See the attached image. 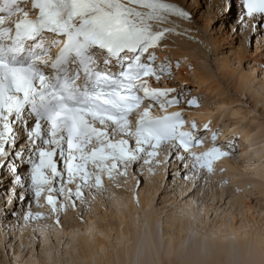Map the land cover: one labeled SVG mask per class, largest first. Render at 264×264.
<instances>
[{"label":"snow or ice","instance_id":"1","mask_svg":"<svg viewBox=\"0 0 264 264\" xmlns=\"http://www.w3.org/2000/svg\"><path fill=\"white\" fill-rule=\"evenodd\" d=\"M238 2L241 26L256 32L264 0ZM232 6L224 0L222 9ZM192 20L177 0H0V170L7 167L14 184L40 207L43 197L56 224L78 201L106 195L105 176L116 181L133 165L151 171L174 156L193 179L205 173L207 183L215 163L235 151L232 141L226 148L215 144L221 132L209 121L203 130L214 146L197 153L205 136L197 135L195 120L183 112L152 114L154 105L167 112L189 95L153 81L173 78L171 58L160 61L158 52L170 35L196 40L191 32L199 30L180 23ZM187 103L201 107L199 97ZM25 159L30 169L22 175L17 160ZM45 217L29 205L24 220Z\"/></svg>","mask_w":264,"mask_h":264},{"label":"rangeland","instance_id":"2","mask_svg":"<svg viewBox=\"0 0 264 264\" xmlns=\"http://www.w3.org/2000/svg\"><path fill=\"white\" fill-rule=\"evenodd\" d=\"M186 1V8L188 10L191 8L189 11L193 14V27L199 30L197 31L198 35L203 36L209 45L208 47H204L205 44L200 46V43L188 40L181 35L169 36V40L172 41V44H175L173 45L176 47L174 49L181 48L176 51V55L171 52L167 53L172 60L174 76L171 79L164 78L163 86L159 84V87L175 88L177 92L184 91L189 93L180 104L181 107L185 103L187 105L186 109L182 111L184 115L191 121L189 115L195 114L193 120L197 122L199 129H203V125L210 121L212 128L214 126L213 131L219 130L221 132L215 144L226 148L228 142L232 141L234 142L235 151L232 155L224 157L215 163V172L207 175V183H205L203 178L205 173L202 172L193 179L192 173L178 164L174 156L171 162L152 165L151 171H149L148 165L143 167L133 165L129 168L127 176H120L116 181H110L105 176V186L108 188V192L122 193L128 200L132 198L130 203L134 206H139L141 200L139 197L143 195L149 201L153 200L146 211V208H141V210L143 209L147 214L150 213L156 220L154 225L156 228L154 229L153 227V230L159 241L158 243L160 244L161 242L159 247L163 246L160 252L161 255L164 250V242L162 244V241H168L170 235L179 234L178 230L176 232L175 227V231L172 230L171 219L173 217L178 218L177 220L181 219V217V220L187 219L185 214L177 210L183 204H190L191 199L194 200V203L196 201L195 204H192L191 209L195 214L199 211L198 213L201 216L197 219L199 220L198 222L195 219L196 222L191 220L193 224L190 223L192 225L195 224V227L199 226L200 230L202 229L201 231L203 232L200 234L203 237L196 235L197 238L193 232H189L191 235L188 234L186 236V242L183 241V246L176 251V254L174 253L175 255H171V257L174 256L172 258L175 264H179L189 254L191 249L194 250L196 248L192 246L196 240L203 239L206 241L208 239V237L206 239V236H209V229L211 230L215 226L219 227L223 221L226 225L230 224L244 231L249 230L252 232L256 230L259 233L262 231L261 234L264 235V23L261 22L256 32H253L251 27H242L238 19L240 7L238 0H232L233 6L230 11L222 9L224 0ZM193 10H197V14H194ZM188 41L197 46L192 48L193 46H189ZM162 53L166 54L164 51ZM177 60L180 61L179 69L175 68ZM199 75L204 82L199 79ZM174 96H176V93L170 94L169 98ZM192 97L200 98L201 107H190L188 105L187 102ZM202 134L205 136L204 144L213 147L211 133H204V130H202ZM247 135L252 137H247ZM209 143L210 145H208ZM167 154V147H165L161 151L159 159L165 161ZM262 154L263 156H260ZM233 162L238 167L235 166V169L231 168L230 170L227 167V163ZM17 164L20 173L27 175V168L29 169L30 166L26 165V159L24 163H20L17 160ZM0 175L3 176L4 180V183L0 185V264H15L17 261L22 264L17 259V256L25 255L26 249L23 248L19 236L21 235L20 229L25 222L24 215L29 211V205H31L33 212H35V208L39 207L40 209L42 208V213L46 214L44 219L37 220L39 224L42 222L53 223L52 225L59 229L76 221L81 225L84 223L88 224L86 222L88 221L87 212L98 210L97 197L93 199L89 195L86 203L81 204L78 201L76 207H69V209L62 212L61 223L58 225L55 222L56 214L51 212V205H48L43 197L41 198V204L44 207H40L36 204L31 192L25 194L22 189L14 184L7 167L0 170ZM130 175L134 182H132V185H127L123 179ZM150 178H152L154 184L148 186ZM138 181L139 184H137ZM117 184H119V187H117ZM153 187L158 188L156 193ZM17 192L21 196L26 195L27 199L17 200L14 195ZM107 196L108 193L103 197L107 198ZM137 197L139 202H137ZM238 199L244 200L243 205L240 202L242 200L237 202ZM201 204H205L207 209L209 208L207 210L210 213H208V216H205L203 211L200 213ZM98 211H100L99 216L105 213L104 208ZM143 214L141 213L138 216L143 218ZM35 221L33 219L25 222V228L23 227L25 231L23 232L21 229V232L24 233H22L23 236L28 235V238L27 236L25 237L28 240H33L35 233L39 230L37 228L42 226ZM108 222L113 224L111 219H108ZM245 224L249 226H245ZM32 225H35L34 230L31 231L29 229L30 231H28V228L32 227ZM150 231L147 225L142 226L140 240L138 239L136 245L134 243V246L138 248V253L134 255V259L129 264H138L137 261L145 256L144 242L146 235H149ZM45 233L49 234L50 231ZM163 233H169L167 237L165 236L166 239ZM205 233H208V235ZM111 234L112 243L116 244L114 240L116 230L112 231ZM199 237L201 238L199 239ZM34 239L35 243L37 241L41 244L40 237ZM101 239L104 240L102 237ZM52 240L49 237V245H53ZM203 240L202 242L199 241L202 248L199 251L205 257L208 255L211 257V250L209 252L208 247H206L207 250L204 248L205 242ZM104 241L108 243L107 240ZM90 243L93 242L91 241ZM140 246L143 247L141 248ZM192 247L195 248L193 249ZM199 251L198 253L201 254ZM208 252L209 254L206 255ZM239 253L236 250L235 252L232 251V254L227 253L226 255L231 259L229 260L226 257L225 259L229 261H224L225 264H236L237 261V264H239V258L240 261L242 258ZM159 263L157 262V264Z\"/></svg>","mask_w":264,"mask_h":264},{"label":"bare ground","instance_id":"3","mask_svg":"<svg viewBox=\"0 0 264 264\" xmlns=\"http://www.w3.org/2000/svg\"><path fill=\"white\" fill-rule=\"evenodd\" d=\"M177 2H179L181 5L187 7V1L186 0H177ZM189 10H191V8H189ZM193 11H194L193 12L194 14L195 13L197 14V12H198L197 10H193ZM196 35L199 38H201V41L203 42V43H200V46L205 44L204 47H208L209 43L205 40V38L201 35L199 36L197 34V31H196ZM170 37H171V35H170ZM178 38L181 39L180 37H178ZM183 41H184V39H183ZM167 44H168V47L165 50H163L166 53L171 52L174 55H176V51H178L181 48V47H179V49L175 50L174 48H176V47L173 46L175 44H172V41H168ZM189 44H188L189 46H193L192 48H194V46H197V45L193 44L192 42H189ZM212 47H213V45H212ZM162 56H165V53H162ZM199 79L203 81V79L200 77V75H199ZM163 81H164V78L161 81L156 83V87H159V83L163 82ZM203 82H201V83H203ZM186 106L187 105L185 103L182 107L179 106L178 108L181 111H184V109H186ZM172 112H174V110H171L168 113H172ZM189 116H190L191 120H193L194 119L193 117L195 116V114L194 115L192 114ZM203 118H204V115H203ZM205 119H206V117H205ZM213 129H214V126H213L212 130ZM247 137H252V136L247 135ZM208 145H210V143ZM201 150H203V149H201ZM194 151H196L197 153H200L196 149H194ZM260 156H263V154ZM221 164H222V162H221ZM227 165H228L227 167L230 170H231V168L235 169L234 168L235 166L238 167L236 165V163H234V162L233 163H227ZM123 181L126 182L127 185H132V182H134L132 180L131 175L129 177H126V178L124 177ZM210 182H209V184H210ZM153 184H154V182H153L152 178H150L148 181V186L153 185ZM153 188L155 189V193H156L158 191V188H155V187H153ZM146 193H148V192H146ZM96 197H97L98 203H99V205L97 203L98 210H101L102 208H104V211L106 214L104 213V215L99 216L100 211H98L97 209L92 210V211L87 210L88 212H87L86 216L88 218L87 219L88 221H86V222H88V224L84 223L83 225H81V224L77 223V221H76L70 225L66 224V225H64V227H62V229H59L57 227H54L52 225L53 223L49 224L47 222L48 223V225H47V223L42 222L41 224H39V222H37V220H36L35 222L38 223L39 225H42V226L40 228L38 225L39 228H37V229H39V230H37L38 232L35 233L34 238L40 237V241H41L40 243L41 244H39V242H37V241L35 243L34 238H33V240L32 239L28 240L27 239L28 235H26L27 238H25L26 236L22 235V233L25 231V230H23V227L25 228V222H26L25 221L21 227L23 232H21V229H20L21 235L19 236V238L22 241L23 248L26 249V254L25 255L24 254L18 255L17 259L20 260L22 264H129L130 261L132 259H134V255H136V253H138V248H136L134 246V243L136 245V242L140 238V231L142 229V226L147 225L151 231H150L149 235L148 234L146 235L147 237L145 236L146 239L144 238L145 242L143 241L144 242V248L143 249L145 250V256L143 258H141L139 261H137L138 264H157V262H160L161 264H175V261L173 259L174 256H172L173 257L172 258L171 255H173L174 253L176 254V251H178L183 246L182 245L183 241L186 240V236L188 234H190L189 232H193V234H195V236L196 235L202 236L200 234L201 232H203V231H201L202 229L200 230L198 228L199 226L195 227V224L192 225L193 223L191 222V220L195 221V219L197 220V219H199V216H201L198 213L199 211L197 212V214H195L193 212V210L191 209L192 204L196 203V201L194 203V200L191 199L190 204H188V205L183 204L182 207L181 208L179 207L180 209L177 210V211H180L182 214H185L187 216V219L184 218V220H181L182 217L179 220H177L178 218L176 219L174 217H173V219H171L172 220L171 225H173L172 230H174V227H175L176 232L178 230L179 234H176L174 232L175 234L170 235V237H168V241H164V240L162 241V244L164 242V250H163L162 255H161L160 252H161V250H162L161 248L163 246L161 248L159 247V246H161L160 245L161 242H160V244L158 243L159 241L156 238V235H154L155 231L153 230V227H154V229L156 228L154 226L156 223V220L153 218L154 217L153 215H151L150 213L147 214L145 212L149 208L150 202H153L152 199L149 201L148 198L146 199L145 196L143 195V196L139 197L141 199L140 204H139V206L136 205L137 206L136 207L132 203H130V200L132 198L128 200L124 194L117 193L115 191L108 192L107 198H104L103 196H101L99 194ZM239 200H242L240 202H241V205H243L244 200L238 199L237 202ZM141 208H143V209L146 208V209H145V211L142 209L143 210L142 211ZM208 209H207V205L201 204L200 213H201V211H203L204 215L208 216L210 214L207 211ZM34 211L35 212H43L42 208L40 209L39 207L35 208ZM141 213H144L143 218H140V216H138ZM108 219H111V221H113V224H110L111 222L109 223ZM198 221L199 220H197V222ZM35 222H34V224H35ZM35 225H32V227L30 226V228H28V231H30L29 229H31V231H33ZM245 226H249V225L245 224ZM245 226H244V229H245ZM251 229H253V228H251ZM254 229H256V228H254ZM115 230H116V237L114 240H115L116 244L113 242L115 244L114 245L112 243V240H111V235H112L111 232L115 231ZM204 230H205V228H204ZM47 231H48V233L50 231V233L46 234L45 232H47ZM261 233H262V231H261ZM261 233L257 232L256 230L255 231L253 230L252 232L249 230L244 231L243 229H238L237 227L235 228L233 225H230V224L226 225L223 221V222H221V225L219 227L215 226V228H213V229L211 228V230L209 229V236H206V239L208 237V239L206 241H204L202 239L205 242V243L203 242L205 244V245H203L204 248L208 247L209 252L211 250V252H210L212 254V256L210 255L211 257H209V255H208L209 252L206 254L208 256L205 257V255L199 251L200 249H202L200 247V245H201L200 243L202 242V240L200 239L201 237H199V239H200L199 241H201V242L196 240V242H194L195 244L194 245L192 244V246H195L196 248L194 247L195 248L194 249L192 247L194 250L191 249L190 252L188 251L189 254H187L184 258L182 256L183 259L179 262V264H225V262L227 260V259H225L226 257L229 260L231 259L226 254L227 253L232 254V251L235 252V250H236V252L239 251L240 252L239 255L242 257L241 261L239 258V262H240L239 264H260V262L262 260H264V235ZM28 234H30V233L28 232ZM36 235H37V237H36ZM167 235H169V233H167V234L165 233L164 237L165 236L167 237ZM206 235H208V233ZM49 237L51 240L53 239L52 240L53 245L48 244ZM101 237L104 240H107L108 243H106V241L102 240ZM166 237H165V239H166ZM24 239H26L27 241L26 240L24 241ZM229 240H231V242H229ZM91 241L93 243H90ZM141 242H142V239H141ZM139 245H140V243H139ZM198 245H199V247H197ZM140 247H139V249H141L143 246L141 248ZM197 249L201 254L198 253ZM206 250H207V248H206ZM191 251H193V252L191 253ZM137 259H138V256H137ZM229 260H227V261H229ZM237 262H236V264H237ZM15 264H20V263L17 261Z\"/></svg>","mask_w":264,"mask_h":264}]
</instances>
